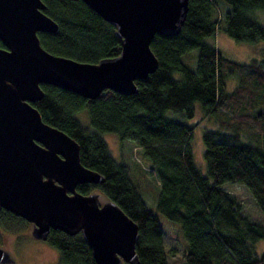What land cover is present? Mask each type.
I'll return each instance as SVG.
<instances>
[{"label":"trees","instance_id":"obj_1","mask_svg":"<svg viewBox=\"0 0 264 264\" xmlns=\"http://www.w3.org/2000/svg\"><path fill=\"white\" fill-rule=\"evenodd\" d=\"M44 2L59 26L56 33H39L47 51L89 63L121 54L116 27L83 0ZM220 4L225 5L223 16ZM262 15L264 0H189L180 33L156 35L151 48L159 67L149 79L137 80L138 91L131 95L107 89L87 99L42 85L45 96L35 106L44 122L75 139L82 164L106 177L104 183L82 184L78 191H101L138 224L141 264H170L165 231L132 182L129 166L111 155L105 133L135 141L149 162L160 186L156 211L180 224L187 240L184 264H264V251L257 249L264 223L245 214L240 200L224 188L227 182L244 184L264 213V112L254 110L264 96V58L240 62L209 42L220 29L236 41L264 42ZM231 75L239 83L228 91ZM197 102L206 115L220 118V128L203 137L207 175L194 161L195 125L170 115L192 120ZM83 112L89 115V128L78 118ZM244 135L252 142L244 141ZM47 241L60 250L59 264H97L82 234L52 230Z\"/></svg>","mask_w":264,"mask_h":264},{"label":"water","instance_id":"obj_2","mask_svg":"<svg viewBox=\"0 0 264 264\" xmlns=\"http://www.w3.org/2000/svg\"><path fill=\"white\" fill-rule=\"evenodd\" d=\"M83 1L116 27L118 57L89 63L52 54L39 33H56L59 26L44 1L0 0V211L26 219L37 240H48L52 230L82 234L97 264H141L138 224L101 191L77 190L106 177L84 166L78 142L45 123L31 103L44 98L43 84L87 99L107 89L136 93V81L159 67L153 40L180 33L189 0ZM0 263L15 264L16 258L0 247Z\"/></svg>","mask_w":264,"mask_h":264},{"label":"rangeland","instance_id":"obj_3","mask_svg":"<svg viewBox=\"0 0 264 264\" xmlns=\"http://www.w3.org/2000/svg\"><path fill=\"white\" fill-rule=\"evenodd\" d=\"M219 8L223 16L225 5L220 4ZM260 21L264 23V15L261 16ZM209 42L213 43L223 55L240 62H249L253 58H258L259 60L264 58V42L250 44L236 41L221 29L213 39H209ZM194 52L197 55L198 51L195 50ZM191 61L196 65L194 55L191 56ZM238 83L239 77L237 75L229 76L226 79L227 90L232 91ZM195 106L196 116L192 120H186L179 114L173 112L170 113V115L172 118L183 120L190 125H195L196 130L192 141L194 161L199 170L204 175H207V165L204 157L206 145L203 137L207 131H214L217 130L218 127L220 128V118L218 119L206 115L199 102H197ZM254 110L264 112V96L259 98ZM78 118L84 126L88 128L91 127L87 112L78 114ZM251 122L254 124L258 123L256 119H252ZM245 134L248 133L245 132ZM103 138L113 158L129 166L132 182L138 186L136 187L147 202L148 208L158 216L160 224L165 231L164 244L168 251L169 263L184 264V253L187 251V240L180 224L169 220L156 211L155 204L160 191L159 180L155 172L149 167V162L142 159L141 149L138 144L133 140H122L115 133H105L103 134ZM243 140L252 142L246 135L243 136ZM251 145H255V143ZM224 188L240 200L245 214L254 221L264 223V213L258 206L252 193L244 184L227 182L224 184ZM8 236V238H5L4 248L16 258L17 264L60 263V250L51 245L48 241L36 240L32 237L24 236L15 242L18 238L17 235L8 233ZM257 249L260 253L264 251V240L257 244ZM172 254H174V256Z\"/></svg>","mask_w":264,"mask_h":264},{"label":"flooded vegetation","instance_id":"obj_4","mask_svg":"<svg viewBox=\"0 0 264 264\" xmlns=\"http://www.w3.org/2000/svg\"><path fill=\"white\" fill-rule=\"evenodd\" d=\"M44 1V0H43ZM45 3V2H44ZM46 12V11H45ZM44 33V32H40ZM37 103V102H36ZM36 103H31L32 106L37 108L35 105ZM38 109V108H37ZM40 112V111H39ZM41 114V113H40ZM43 119V118H42ZM44 121V120H43ZM46 123V122H45ZM78 190V188H77ZM6 216L7 219H4L3 216ZM21 222L23 224L21 225ZM21 225V226H20ZM30 223L24 219L21 216H17L11 211H8L4 208L1 209L0 211V247L4 248L5 247V238H8V233H13L18 236V238L15 240V242L24 236H29L32 237L29 232H30ZM33 238V237H32ZM35 239V238H33ZM37 240V239H36ZM44 241V240H41ZM47 241V240H46ZM1 264V263H0ZM17 264V260L16 263Z\"/></svg>","mask_w":264,"mask_h":264}]
</instances>
